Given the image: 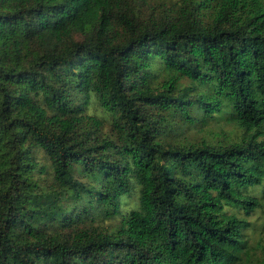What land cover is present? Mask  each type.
<instances>
[{
	"label": "trees",
	"instance_id": "16d2710c",
	"mask_svg": "<svg viewBox=\"0 0 264 264\" xmlns=\"http://www.w3.org/2000/svg\"><path fill=\"white\" fill-rule=\"evenodd\" d=\"M193 1L0 0V264H264V2Z\"/></svg>",
	"mask_w": 264,
	"mask_h": 264
},
{
	"label": "rangeland",
	"instance_id": "374dc122",
	"mask_svg": "<svg viewBox=\"0 0 264 264\" xmlns=\"http://www.w3.org/2000/svg\"><path fill=\"white\" fill-rule=\"evenodd\" d=\"M156 1V4H160L162 5L163 3H167L171 0H153ZM204 0H194L193 2L195 3V5H199L200 3H202ZM216 1V0H215ZM262 2H264V0H261ZM167 8V7H166ZM166 8L164 7L163 10L165 13L169 14L170 16L173 14V10L171 8H168V12L166 10ZM206 12V14L210 13L211 9L207 6L203 7L201 9V12ZM166 14V15H167ZM205 14V15H206ZM203 18V17H202ZM204 21H208V17L207 15L204 16ZM96 101H91L89 102V106H88V112L89 113H97L99 115H102L103 112L99 109H97L96 107ZM193 133H197L195 135V137H197V139H199L201 136H204L205 138H213V137H217L218 139H227L230 136H235L239 134V130L236 129V127L234 126H224L223 128H221V125H205V127L198 133V132H193ZM194 137V138H195ZM38 155V154H37ZM39 157L42 158L43 154L42 152L39 153ZM264 201V198H263ZM251 220H253L254 222V227H250L246 230L247 233V241L248 243L253 247L252 249V253H254V256H260L263 257V245H264V208L263 210H257L256 212H254L251 216H250Z\"/></svg>",
	"mask_w": 264,
	"mask_h": 264
}]
</instances>
